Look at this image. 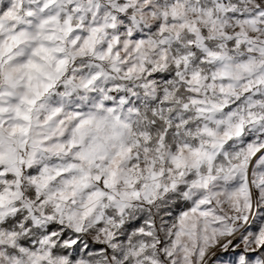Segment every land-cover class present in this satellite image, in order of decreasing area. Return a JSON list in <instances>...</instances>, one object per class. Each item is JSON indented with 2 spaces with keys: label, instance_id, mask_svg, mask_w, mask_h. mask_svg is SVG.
Listing matches in <instances>:
<instances>
[{
  "label": "snow or ice",
  "instance_id": "snow-or-ice-1",
  "mask_svg": "<svg viewBox=\"0 0 264 264\" xmlns=\"http://www.w3.org/2000/svg\"><path fill=\"white\" fill-rule=\"evenodd\" d=\"M0 264H264V0H0Z\"/></svg>",
  "mask_w": 264,
  "mask_h": 264
},
{
  "label": "clouds",
  "instance_id": "clouds-1",
  "mask_svg": "<svg viewBox=\"0 0 264 264\" xmlns=\"http://www.w3.org/2000/svg\"><path fill=\"white\" fill-rule=\"evenodd\" d=\"M109 86H112V85H109ZM58 87L60 88L61 91L63 90L62 89V86L60 84H58ZM72 102L73 101L69 98L68 99V103L71 104ZM85 104H88V101L87 100L82 101L81 104L78 105V106H82V105H85ZM89 107H90V105H89ZM85 110H87V109H85ZM164 207H166L165 204H160L156 208H152L151 209V212L153 213V216L154 217L155 216H159L161 219H163L164 216L168 215V213L160 211V209H162ZM148 211H149V209H145V213H147Z\"/></svg>",
  "mask_w": 264,
  "mask_h": 264
}]
</instances>
